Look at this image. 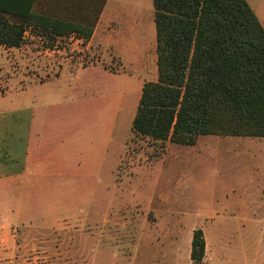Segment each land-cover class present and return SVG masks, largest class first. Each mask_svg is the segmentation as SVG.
<instances>
[{
  "label": "rangeland",
  "instance_id": "1",
  "mask_svg": "<svg viewBox=\"0 0 264 264\" xmlns=\"http://www.w3.org/2000/svg\"><path fill=\"white\" fill-rule=\"evenodd\" d=\"M247 1L264 27V0ZM27 37L20 51L0 49L2 86L27 84L28 99L42 102L35 132L53 156L34 178L0 187V264H194L196 229L203 264H264V138L184 146L138 135L142 88L157 73L125 75L115 59L106 67L121 75L65 70L40 86L29 81L50 78L51 47ZM75 41L58 40L60 63L100 58Z\"/></svg>",
  "mask_w": 264,
  "mask_h": 264
},
{
  "label": "trees",
  "instance_id": "2",
  "mask_svg": "<svg viewBox=\"0 0 264 264\" xmlns=\"http://www.w3.org/2000/svg\"><path fill=\"white\" fill-rule=\"evenodd\" d=\"M107 0H0V46L20 49L28 34L92 38ZM158 79L142 88L133 131L194 146L200 136L264 138V27L247 0H153ZM48 45V44H47ZM0 69V96L3 94ZM206 239L192 236L203 264Z\"/></svg>",
  "mask_w": 264,
  "mask_h": 264
},
{
  "label": "crops",
  "instance_id": "3",
  "mask_svg": "<svg viewBox=\"0 0 264 264\" xmlns=\"http://www.w3.org/2000/svg\"><path fill=\"white\" fill-rule=\"evenodd\" d=\"M147 2L148 9L144 0H107L90 41L84 43L81 39L71 37L76 40L81 52L97 51L100 58L90 63L87 54H84L74 64L69 59L60 63L58 40L63 39H57L50 50L53 57L49 68L50 78L44 82H29L44 86L50 81H59L65 70L75 73L93 70L107 76H118L122 73L106 67L114 65L115 59L121 61L120 67L126 70L125 75H147L150 71L158 74L155 9L153 0ZM22 48L7 49L0 46V49L8 51H20ZM93 85L91 79H88L84 81L83 87L90 89ZM3 89L0 96V187L11 181L20 183L34 178L32 174L35 171L38 173V163L43 159L42 156H53L52 149L46 147L47 151L44 150L41 132L37 128L35 132L36 109L42 102L37 97L28 99L27 84ZM13 89L18 94L11 97L9 94ZM117 121V116L111 121L113 129ZM16 148H21L22 152L17 154Z\"/></svg>",
  "mask_w": 264,
  "mask_h": 264
}]
</instances>
